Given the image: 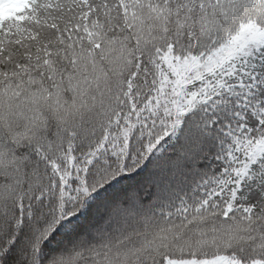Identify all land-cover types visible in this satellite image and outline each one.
I'll return each instance as SVG.
<instances>
[{
  "label": "snow or ice",
  "instance_id": "1",
  "mask_svg": "<svg viewBox=\"0 0 264 264\" xmlns=\"http://www.w3.org/2000/svg\"><path fill=\"white\" fill-rule=\"evenodd\" d=\"M0 264H264V0H0Z\"/></svg>",
  "mask_w": 264,
  "mask_h": 264
}]
</instances>
